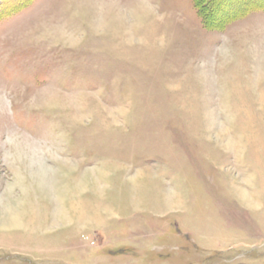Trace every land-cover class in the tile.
<instances>
[{
  "label": "rangeland",
  "instance_id": "rangeland-1",
  "mask_svg": "<svg viewBox=\"0 0 264 264\" xmlns=\"http://www.w3.org/2000/svg\"><path fill=\"white\" fill-rule=\"evenodd\" d=\"M263 2L0 17V264H264Z\"/></svg>",
  "mask_w": 264,
  "mask_h": 264
},
{
  "label": "trees",
  "instance_id": "trees-1",
  "mask_svg": "<svg viewBox=\"0 0 264 264\" xmlns=\"http://www.w3.org/2000/svg\"><path fill=\"white\" fill-rule=\"evenodd\" d=\"M28 1L29 0H16L14 3H10V4H7V5L5 4V6H3V10L1 11L2 8L0 9V11H1L0 12V17L8 15L10 13V11L14 12V11L18 10L19 8H22L23 6L26 5V3ZM1 3H3V1ZM260 5L263 6L264 2L260 3Z\"/></svg>",
  "mask_w": 264,
  "mask_h": 264
},
{
  "label": "bare ground",
  "instance_id": "bare-ground-1",
  "mask_svg": "<svg viewBox=\"0 0 264 264\" xmlns=\"http://www.w3.org/2000/svg\"><path fill=\"white\" fill-rule=\"evenodd\" d=\"M62 191V190H61ZM63 211V210H62ZM24 209H21L17 214H14L13 216H11L10 220H9V224L16 226L18 224L22 225V222L24 223V221H22V218H24L23 214H24ZM77 217V216H76ZM29 218V217H28ZM38 218V217H37ZM65 218V217H64ZM67 218V217H66ZM31 219V218H30ZM35 220V219H34ZM77 220V219H76ZM29 221V220H28ZM33 221V220H32ZM59 221V219H58ZM31 222V221H30ZM60 222V221H59ZM28 225V224H26Z\"/></svg>",
  "mask_w": 264,
  "mask_h": 264
}]
</instances>
